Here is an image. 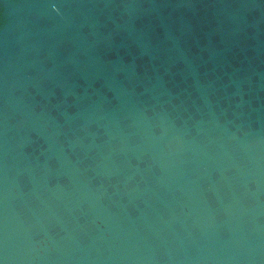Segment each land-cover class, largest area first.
<instances>
[{"label":"water","instance_id":"1","mask_svg":"<svg viewBox=\"0 0 264 264\" xmlns=\"http://www.w3.org/2000/svg\"><path fill=\"white\" fill-rule=\"evenodd\" d=\"M0 264H264V0H0Z\"/></svg>","mask_w":264,"mask_h":264}]
</instances>
